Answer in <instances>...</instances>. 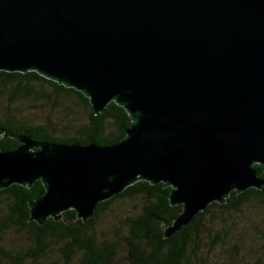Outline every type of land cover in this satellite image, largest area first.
<instances>
[{"label":"water","instance_id":"obj_1","mask_svg":"<svg viewBox=\"0 0 264 264\" xmlns=\"http://www.w3.org/2000/svg\"><path fill=\"white\" fill-rule=\"evenodd\" d=\"M0 71H35L131 117L111 145L19 136L0 149V189L32 187L30 221L147 181L182 211L165 237L233 191L263 189L264 0H0ZM6 130L0 127V139Z\"/></svg>","mask_w":264,"mask_h":264},{"label":"trees","instance_id":"obj_2","mask_svg":"<svg viewBox=\"0 0 264 264\" xmlns=\"http://www.w3.org/2000/svg\"><path fill=\"white\" fill-rule=\"evenodd\" d=\"M130 125L128 112L115 102L95 114L89 98L74 88L35 71H0V127L6 130L0 139L2 150L20 146L19 136L64 144L111 145L126 135ZM171 190L163 183L140 181L100 202L86 222L70 209L59 220L50 217L39 225L30 221V201L45 193L41 180L32 187L14 184L0 189V264H119L121 248L126 252V264H224L216 252L231 242L236 216L243 215L249 203L264 209V188L233 191L225 203L210 204L167 238L165 228L182 211L181 205H171ZM119 198L141 204L106 234L99 233L95 223L100 213ZM10 232L24 236L27 244L8 248ZM240 243L237 238L230 245L240 253Z\"/></svg>","mask_w":264,"mask_h":264},{"label":"rangeland","instance_id":"obj_3","mask_svg":"<svg viewBox=\"0 0 264 264\" xmlns=\"http://www.w3.org/2000/svg\"><path fill=\"white\" fill-rule=\"evenodd\" d=\"M138 204H141L138 200L122 198L113 201L107 209L100 213L95 228L99 233L106 234L112 225L135 212ZM243 210V215L236 216L238 221L230 238L231 242L237 238L240 240V253L231 247V242L224 244L225 246L216 253L219 254V258L224 261L221 263L224 264H264V235L262 233L264 232V209L257 203H249ZM23 243L27 244L25 237L15 232H10L6 237L8 248L19 249ZM125 254L124 248L119 249L117 257L119 264H126Z\"/></svg>","mask_w":264,"mask_h":264}]
</instances>
